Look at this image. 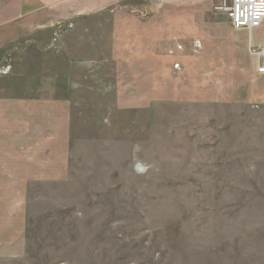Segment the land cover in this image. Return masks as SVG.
Listing matches in <instances>:
<instances>
[{"label":"rangeland","instance_id":"rangeland-1","mask_svg":"<svg viewBox=\"0 0 264 264\" xmlns=\"http://www.w3.org/2000/svg\"><path fill=\"white\" fill-rule=\"evenodd\" d=\"M139 1L3 12L0 264H264V104L233 68L184 75L178 63L146 90L120 73L118 15L154 16ZM37 107L35 134L21 135L19 110Z\"/></svg>","mask_w":264,"mask_h":264},{"label":"crops","instance_id":"crops-1","mask_svg":"<svg viewBox=\"0 0 264 264\" xmlns=\"http://www.w3.org/2000/svg\"><path fill=\"white\" fill-rule=\"evenodd\" d=\"M110 1L14 0L12 6L6 5L3 8L2 0H0V27L4 25L3 12L9 10L10 12L14 10L15 22L30 20L37 16L58 17L74 12L82 15L114 3V0ZM137 1L131 0L130 4L135 6ZM138 4L145 12L154 16L143 20L134 14L132 16L126 14L127 16L122 17L118 15L119 20H116L115 25L119 32L111 42L113 49L109 57L113 58L114 64H118L120 73L124 72L128 78L133 79L134 76L139 75L138 85L141 90H146L147 83L151 82L147 80L149 75L152 77V82L156 79V84L161 83L162 78L173 81L171 78L173 67L178 63L184 66V75L195 73L201 65H206L207 72L217 69L225 74L232 73L230 68H233L235 73H238L235 74V81L244 83L242 84L243 94L248 92L247 100L264 104V75H257L252 71V67L256 71L258 60L248 51V47L264 46V22L252 32L232 29L227 16L230 0H141ZM42 22V24L33 23L32 33L46 25L44 19ZM195 40L202 42L204 47L202 53L197 55L193 44ZM136 58L137 65L133 64ZM128 81L131 85H135L134 81ZM239 86L241 88V85ZM142 92L143 96H146L145 91ZM52 112L54 115L57 114L55 111ZM40 116L38 107L33 111L19 110L20 134H25L27 137L35 134L36 129L32 127ZM26 122L28 126L25 125ZM52 135L51 131L48 133L45 130L42 136L39 132L38 138L42 141ZM49 148L40 150L41 156L37 155V157L40 160H47L46 153ZM57 152H60L59 160H65V153L61 149ZM43 170L47 176H52L53 170Z\"/></svg>","mask_w":264,"mask_h":264},{"label":"built area","instance_id":"built-area-1","mask_svg":"<svg viewBox=\"0 0 264 264\" xmlns=\"http://www.w3.org/2000/svg\"><path fill=\"white\" fill-rule=\"evenodd\" d=\"M229 25L235 30L258 29L264 21V0H230L227 11ZM258 60L257 71L264 74V46L251 47Z\"/></svg>","mask_w":264,"mask_h":264},{"label":"bare ground","instance_id":"bare-ground-1","mask_svg":"<svg viewBox=\"0 0 264 264\" xmlns=\"http://www.w3.org/2000/svg\"><path fill=\"white\" fill-rule=\"evenodd\" d=\"M264 22V21H263ZM263 24V23H262ZM255 30V29H254ZM246 31V30H245ZM253 30H251V32H252ZM248 32V31H247ZM248 51H249V53H250V55L252 56V57H254V58H256L257 59V57H256V55L253 53V51H251V47H248ZM258 65V64H257ZM256 73L258 74V75H264V74H260V73H258V71H257V69H256Z\"/></svg>","mask_w":264,"mask_h":264}]
</instances>
